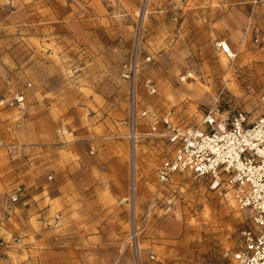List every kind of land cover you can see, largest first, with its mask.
Instances as JSON below:
<instances>
[{"label":"rangeland","instance_id":"rangeland-1","mask_svg":"<svg viewBox=\"0 0 264 264\" xmlns=\"http://www.w3.org/2000/svg\"><path fill=\"white\" fill-rule=\"evenodd\" d=\"M193 3L176 0L170 31L151 29L164 41L157 47L143 22L153 25L159 0H0V96L26 99L25 115L0 111V264H224L239 247L248 210L189 173L161 186L156 172L171 149L139 118L145 109H171L192 126L213 105L250 120L264 112V42L243 56L241 39L234 61L221 56L214 45L222 32L212 37L184 22ZM256 7L264 13V3ZM133 59L134 107L121 77ZM131 118L135 137H120L128 129L116 124ZM71 149L75 207L38 208L35 223L25 214L14 219L22 203L30 209L32 196L52 186L53 161ZM113 153L123 162L108 170ZM17 189L23 198L11 203Z\"/></svg>","mask_w":264,"mask_h":264},{"label":"built area","instance_id":"built-area-1","mask_svg":"<svg viewBox=\"0 0 264 264\" xmlns=\"http://www.w3.org/2000/svg\"><path fill=\"white\" fill-rule=\"evenodd\" d=\"M143 2L148 4L149 0ZM214 47L221 56L231 61L236 58L228 43L219 41ZM150 61L151 57H146L145 62ZM137 69V60L133 59L121 71L122 79L131 87L132 107ZM147 92L155 94L152 83H147ZM258 100L264 105V93ZM25 108L23 93L0 97V111L13 109L23 113ZM139 118L152 132L160 129L159 136L171 149L156 172L161 186L167 185L175 174L189 173L208 180L211 190L227 194L237 210H248L250 227L241 231L239 247L224 264H264V112L250 120L243 111L230 107L221 110L213 105L192 126L182 125L171 109L162 115L145 109ZM118 126L128 129L129 139L135 137L132 118L119 121ZM10 202H18L17 193L10 196ZM59 219L56 215L55 220Z\"/></svg>","mask_w":264,"mask_h":264},{"label":"crops","instance_id":"crops-1","mask_svg":"<svg viewBox=\"0 0 264 264\" xmlns=\"http://www.w3.org/2000/svg\"><path fill=\"white\" fill-rule=\"evenodd\" d=\"M159 2H164V5L163 8L159 7V9L153 11L154 13L152 17L155 19V21L152 22L153 25L150 23V19L143 22L148 35L150 34L151 29L156 32H167L172 29L173 25H175L176 13L174 12V4L176 0H159ZM193 2L192 6L189 5L184 9L183 17L185 23L192 22V25L198 33L206 32L214 37L218 31L222 32V34L225 35L222 41L228 43L233 51L238 47L240 40H244L240 48L243 56H247V54L250 53L249 50L254 47L253 44L259 40L260 42H264V20H262L264 17L261 19L260 16H256V14H262V16H264V13L255 12V9H258L256 5L264 3V0H222L221 7H218L220 4L216 0H211V2L210 0H193ZM160 5L162 6V3ZM169 6H171V8ZM261 12H264V9H262ZM253 16L255 17L254 23H252ZM259 17L261 20L258 19ZM255 19L259 20L258 25H256ZM147 42L148 44L152 43L153 46L156 45L157 47L164 43L160 36L150 37V35ZM24 111L22 113L23 115H25L26 112ZM15 112L20 115L16 110ZM116 126L118 131H121V128L125 129L117 124ZM121 134L120 137L128 139L123 132ZM115 137L119 136L116 135ZM74 153V150L71 149V152L69 153L62 151L59 154V157L53 161L55 163L51 165L54 172L52 173V179L54 181L52 186L43 188L41 190V196H32L31 199L34 202L30 203V209L27 210V202L22 203V207H19L20 212L16 217H13L14 219H20V214H25L26 217L30 218V222L35 223L34 221H37L38 219L36 215L38 208L49 206V208L52 209L61 206L71 209L72 207H75V204L77 203L76 201L79 199V192L74 182L79 167L76 162L77 156L72 155ZM105 160L111 161L108 167L109 170L114 165L118 166L119 164H122L123 157H119L118 154L113 153L111 157H108ZM97 190L98 196H103L102 198L104 201L108 200V198H110L109 200L111 201L113 200V198L106 194L108 193V190H106L104 194L101 190ZM94 191L95 190H93V192ZM19 192L20 189H17L16 191H13L10 196L17 193L18 200H21L23 195ZM28 202H30V200Z\"/></svg>","mask_w":264,"mask_h":264}]
</instances>
